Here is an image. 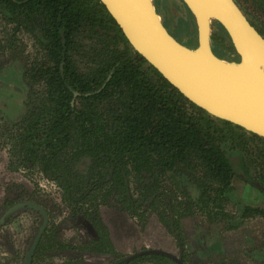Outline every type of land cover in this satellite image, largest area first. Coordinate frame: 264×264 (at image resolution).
Masks as SVG:
<instances>
[{
    "label": "trees",
    "instance_id": "obj_1",
    "mask_svg": "<svg viewBox=\"0 0 264 264\" xmlns=\"http://www.w3.org/2000/svg\"><path fill=\"white\" fill-rule=\"evenodd\" d=\"M153 1L159 13L175 7L191 18L180 0ZM234 1L264 38V0ZM0 17L15 33L32 34L43 53L24 74L29 88L43 91L26 94L15 138L19 162L56 185L69 208L64 222L83 231L89 250L108 246L102 207L119 233L156 214L177 242L181 264L188 256L194 264H245L229 245L245 232V220L264 211L246 206L236 216L227 202L237 182L264 197V139L189 102L132 49L99 0H0ZM192 30L184 41L190 49ZM211 49L238 61L218 24ZM198 219L204 227L196 231ZM192 235L189 254L185 237ZM160 252L142 248L111 264H177Z\"/></svg>",
    "mask_w": 264,
    "mask_h": 264
},
{
    "label": "rangeland",
    "instance_id": "obj_2",
    "mask_svg": "<svg viewBox=\"0 0 264 264\" xmlns=\"http://www.w3.org/2000/svg\"><path fill=\"white\" fill-rule=\"evenodd\" d=\"M153 6L156 10V6ZM160 12L156 10L166 31L178 43L187 47L184 41L192 33V25L196 33L192 17L185 16V13L179 12L175 7L167 10L163 8ZM42 56L32 34L24 31L15 33L13 27L0 17V218L8 208L21 202H31L45 210L46 229L49 230L41 239L38 249H35L32 257L34 264H111L115 256H125L142 248L162 250L179 258L177 242L159 222L156 214H147L144 220L135 218L134 221H129L135 230H123L119 233L113 228L110 210L102 207L97 214L103 222L101 232L106 234L108 246L101 251H90L89 239L83 231L72 228V221L64 222L70 215L69 208L63 202L56 185L43 177L36 167L26 168L24 164H20L22 155L15 138L18 122L25 110L26 94L35 95L43 91L42 85L29 88L24 74L34 63L41 61ZM35 98L32 97L33 100ZM11 164L17 167L13 168ZM237 186L228 197L227 208L238 216L243 209L239 197L243 199L249 197V194L239 188V184ZM187 191L193 198L197 196L194 187L189 186ZM12 216L6 222L5 218L0 224V264L24 263L41 222L39 214L31 210L19 211ZM203 227L201 220H195L196 231ZM244 231L236 235L233 245L230 244L229 247L234 246V249L240 251L238 256L245 264H262L264 242L260 241V247L257 248L248 245L247 226ZM185 238V249L190 254L193 235ZM214 242L215 239L210 238L207 245L213 246ZM185 261V264H194L189 256ZM210 264H222V261L215 258Z\"/></svg>",
    "mask_w": 264,
    "mask_h": 264
},
{
    "label": "water",
    "instance_id": "obj_3",
    "mask_svg": "<svg viewBox=\"0 0 264 264\" xmlns=\"http://www.w3.org/2000/svg\"><path fill=\"white\" fill-rule=\"evenodd\" d=\"M132 49L196 107L264 139V38L234 0H180L196 30V46L178 43L164 28L153 0H99ZM218 24L228 36L238 61L218 58L211 33ZM27 208L42 224L23 264L32 257L47 226L43 208L31 202L9 208L0 219ZM177 264L169 253L160 252Z\"/></svg>",
    "mask_w": 264,
    "mask_h": 264
},
{
    "label": "crops",
    "instance_id": "obj_4",
    "mask_svg": "<svg viewBox=\"0 0 264 264\" xmlns=\"http://www.w3.org/2000/svg\"><path fill=\"white\" fill-rule=\"evenodd\" d=\"M240 185L239 188L243 189V191H246L249 194V197H244L243 199L241 196L239 197L240 203H242L243 207H251V208H256L259 210L264 211V197L257 191L244 186L241 183H237V185ZM236 184H233L234 189L238 187ZM243 186V187H242ZM247 187V188H245ZM235 191V190H234ZM233 191V192H234ZM231 194L229 195V197ZM249 198V199H248ZM246 202V203H245ZM242 211L238 216H240ZM237 216V215H236ZM247 226V239H248V245L252 247H260L259 242H264V216L263 215H254L253 217H250L249 219L245 220L242 227L239 229H244V227ZM264 245V243L262 244ZM202 254H200L201 256ZM264 264V262L262 263Z\"/></svg>",
    "mask_w": 264,
    "mask_h": 264
},
{
    "label": "flooded vegetation",
    "instance_id": "obj_5",
    "mask_svg": "<svg viewBox=\"0 0 264 264\" xmlns=\"http://www.w3.org/2000/svg\"><path fill=\"white\" fill-rule=\"evenodd\" d=\"M153 4L156 6V4H155L154 1H153ZM156 8H157V7H156ZM156 10L159 11L158 9H156ZM21 203H24V202H21ZM18 204H19V203H18ZM15 205H16V204H15ZM12 206H14V205H12ZM12 206H11V207H12ZM11 207H10V208H11ZM8 209H9V208H8ZM8 209H7V210H8ZM7 210H6V211H7ZM6 211H5V212H6ZM19 211H20V210H18L17 212H19ZM31 211H33V210H31ZM5 212H3L2 217L4 216V213H5ZM17 212H15V213H17ZM15 213H13V214H15ZM13 214H11V215H13ZM40 216H41V214H40ZM6 217H8V216H6ZM6 217H4V219H5ZM41 217H42V216H41ZM0 219H1V218H0ZM40 226H41V225H40ZM39 228H40V227H39ZM38 231H39V230H38ZM37 233H38V232H37ZM43 233H44V232H43ZM36 235H37V234H36ZM36 235H35V236H36ZM42 235H43V234H42ZM35 236H34V239H35ZM41 237H42V236H41ZM34 239L32 240V243H33ZM40 240H41V238H40ZM40 240H39V242H40ZM32 243L30 244V247H31ZM38 244H39V243H38ZM37 246H38V245H37ZM30 247H29V249H30ZM36 248H37V247H36ZM29 249H28V250H29ZM26 254H27V253H26ZM169 254H170V253H169ZM171 255H172V254H171ZM173 256H174V255H173ZM175 257H176V256H175ZM176 258H178V257H176Z\"/></svg>",
    "mask_w": 264,
    "mask_h": 264
}]
</instances>
